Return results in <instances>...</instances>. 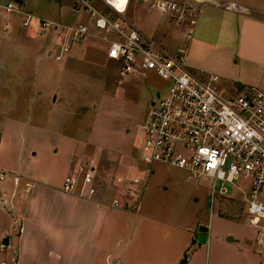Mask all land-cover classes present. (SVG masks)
I'll use <instances>...</instances> for the list:
<instances>
[{
    "label": "rangeland",
    "instance_id": "obj_1",
    "mask_svg": "<svg viewBox=\"0 0 264 264\" xmlns=\"http://www.w3.org/2000/svg\"><path fill=\"white\" fill-rule=\"evenodd\" d=\"M1 6L0 167L59 181L73 156L95 170L98 184L118 176L143 178L140 127L150 102L165 92L166 82L152 71L120 75L118 64L102 54L105 43L91 32L57 61L52 54L62 45L60 32L44 33L35 19L25 25L24 16L8 14ZM5 25L8 32L2 30ZM195 29L189 40L182 39L194 74L202 80L216 77L226 98L264 85L263 76L235 54L234 23L208 22ZM131 163V173L116 176ZM153 168L144 196L148 207L138 213L145 215L142 238L150 243H144L139 264H155L154 247L163 257L185 248L181 260L187 257V264H259L253 250L255 231L246 221L241 193L226 184L229 196L211 200L206 181H190L183 171L160 164ZM195 224L196 233L202 226L209 228L206 244L197 243L196 233L191 243L189 230ZM227 236L234 242L227 243Z\"/></svg>",
    "mask_w": 264,
    "mask_h": 264
},
{
    "label": "built area",
    "instance_id": "obj_2",
    "mask_svg": "<svg viewBox=\"0 0 264 264\" xmlns=\"http://www.w3.org/2000/svg\"><path fill=\"white\" fill-rule=\"evenodd\" d=\"M74 1L88 12L91 25L106 44L107 58L118 64L120 75L152 71L166 82L165 92L157 93L156 100L150 102L140 127L139 162L145 176L114 179L116 187L123 191L126 200H133V204L114 199L111 206L138 209L156 164L181 170L190 181H206L211 186V200L229 196L225 187L228 184L233 193L242 195L246 221L255 231V252L259 264H264V85L226 98L216 86V77L209 75L202 80L192 72L186 48L169 52L97 6L111 8L119 0ZM139 2L150 10L172 17L185 30L186 40L191 38L196 26V13L191 7L170 0ZM3 9L8 14H20L11 1ZM24 24H28V18ZM2 30L7 32L8 26ZM89 35L87 24L62 29V45L52 55L60 61L73 44ZM94 174L93 168L79 164L65 177L63 190L94 199L102 188ZM7 176L8 173L0 169V209L5 210L11 209L4 190ZM217 182L220 183L218 189ZM21 231L19 226L18 232ZM0 245L5 247L1 239Z\"/></svg>",
    "mask_w": 264,
    "mask_h": 264
},
{
    "label": "crops",
    "instance_id": "obj_3",
    "mask_svg": "<svg viewBox=\"0 0 264 264\" xmlns=\"http://www.w3.org/2000/svg\"><path fill=\"white\" fill-rule=\"evenodd\" d=\"M10 1L15 3L12 2L18 8L19 15L24 16L25 20L28 18V24L31 19L39 22L44 33V30L52 29L54 33L59 34L62 29L87 24L90 36L100 40L91 25L88 12L80 9L74 0H21V5L14 0H7L6 4ZM170 1L185 3L194 10L196 32L208 22L234 23L238 29L236 56L247 63L254 73L257 72L256 74L264 78V0ZM4 6L5 4H2L1 7ZM104 7L107 14L127 22L159 47L169 52L186 48L187 57L188 46H182L186 32L172 17L148 9L139 0H119L111 8L106 5ZM45 23L48 26L43 27ZM106 49L105 44L102 52L105 57ZM78 165L79 162L72 156L67 166L68 172L59 181L40 179L31 171L23 173L0 167L8 173L4 190L11 207L0 209V236L3 243L8 239L4 248L0 245V264L140 263L139 256L143 253L144 243L150 245L149 239L142 238L145 215L138 214L142 208L148 207L144 201L145 197L137 210L112 207L114 199L126 201L130 205L133 200H126L123 191L108 178L105 183L100 184L102 188L94 199L67 193L63 190V181ZM133 165L134 163H131L116 176L119 173L125 176L126 173H131L134 170ZM149 221L156 222V225L162 222ZM19 226L22 227L20 233ZM198 226L199 224H195L193 229L189 228L192 244L195 242L192 238L196 233L194 228ZM173 241L175 242V239L168 240V245ZM226 242L232 243L234 239L227 236ZM158 250L161 249L153 248L155 264H178L185 248L169 257H163V252ZM253 250L255 252L254 241ZM164 258L167 259L162 261Z\"/></svg>",
    "mask_w": 264,
    "mask_h": 264
},
{
    "label": "water",
    "instance_id": "obj_4",
    "mask_svg": "<svg viewBox=\"0 0 264 264\" xmlns=\"http://www.w3.org/2000/svg\"><path fill=\"white\" fill-rule=\"evenodd\" d=\"M207 232L208 228L206 226H202L198 229V233L194 236V239L197 241L199 244H206L207 242ZM4 244H8V239L6 238L4 240ZM188 258L184 257L182 260L178 262V264H187Z\"/></svg>",
    "mask_w": 264,
    "mask_h": 264
},
{
    "label": "trees",
    "instance_id": "obj_5",
    "mask_svg": "<svg viewBox=\"0 0 264 264\" xmlns=\"http://www.w3.org/2000/svg\"><path fill=\"white\" fill-rule=\"evenodd\" d=\"M16 3H18L19 5H21V0H15Z\"/></svg>",
    "mask_w": 264,
    "mask_h": 264
},
{
    "label": "snow or ice",
    "instance_id": "obj_6",
    "mask_svg": "<svg viewBox=\"0 0 264 264\" xmlns=\"http://www.w3.org/2000/svg\"><path fill=\"white\" fill-rule=\"evenodd\" d=\"M120 5H117V7H119ZM113 55H115V53H113Z\"/></svg>",
    "mask_w": 264,
    "mask_h": 264
}]
</instances>
